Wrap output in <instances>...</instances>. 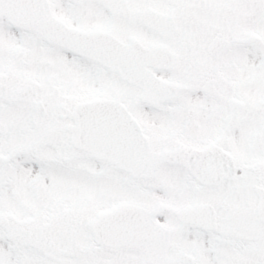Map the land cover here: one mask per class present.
<instances>
[{"label": "snow or ice", "instance_id": "6c2138e0", "mask_svg": "<svg viewBox=\"0 0 264 264\" xmlns=\"http://www.w3.org/2000/svg\"><path fill=\"white\" fill-rule=\"evenodd\" d=\"M0 264H264V0H0Z\"/></svg>", "mask_w": 264, "mask_h": 264}]
</instances>
